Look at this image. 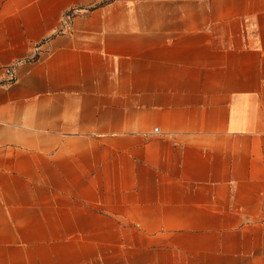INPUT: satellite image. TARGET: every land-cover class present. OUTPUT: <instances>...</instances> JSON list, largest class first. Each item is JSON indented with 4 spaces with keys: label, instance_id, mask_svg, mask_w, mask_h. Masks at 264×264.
Returning a JSON list of instances; mask_svg holds the SVG:
<instances>
[{
    "label": "crops",
    "instance_id": "1",
    "mask_svg": "<svg viewBox=\"0 0 264 264\" xmlns=\"http://www.w3.org/2000/svg\"><path fill=\"white\" fill-rule=\"evenodd\" d=\"M0 264H264V0H0Z\"/></svg>",
    "mask_w": 264,
    "mask_h": 264
},
{
    "label": "trees",
    "instance_id": "2",
    "mask_svg": "<svg viewBox=\"0 0 264 264\" xmlns=\"http://www.w3.org/2000/svg\"><path fill=\"white\" fill-rule=\"evenodd\" d=\"M70 15H67L66 17L69 18Z\"/></svg>",
    "mask_w": 264,
    "mask_h": 264
}]
</instances>
